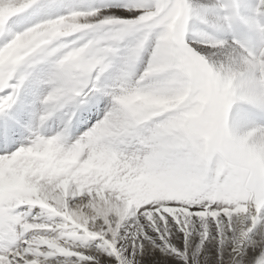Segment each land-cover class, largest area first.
<instances>
[{
    "label": "snow or ice",
    "instance_id": "snow-or-ice-1",
    "mask_svg": "<svg viewBox=\"0 0 264 264\" xmlns=\"http://www.w3.org/2000/svg\"><path fill=\"white\" fill-rule=\"evenodd\" d=\"M0 264H264V0H0Z\"/></svg>",
    "mask_w": 264,
    "mask_h": 264
}]
</instances>
